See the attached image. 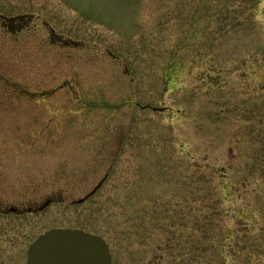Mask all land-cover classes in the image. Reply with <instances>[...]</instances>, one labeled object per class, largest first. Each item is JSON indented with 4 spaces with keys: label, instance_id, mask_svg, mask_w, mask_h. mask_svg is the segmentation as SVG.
<instances>
[{
    "label": "rangeland",
    "instance_id": "1",
    "mask_svg": "<svg viewBox=\"0 0 264 264\" xmlns=\"http://www.w3.org/2000/svg\"><path fill=\"white\" fill-rule=\"evenodd\" d=\"M8 19L0 264L53 228L111 264H264V0H0Z\"/></svg>",
    "mask_w": 264,
    "mask_h": 264
},
{
    "label": "water",
    "instance_id": "2",
    "mask_svg": "<svg viewBox=\"0 0 264 264\" xmlns=\"http://www.w3.org/2000/svg\"><path fill=\"white\" fill-rule=\"evenodd\" d=\"M164 109H153L162 112ZM100 182L87 196L75 202L81 204L101 186ZM51 200L47 199L36 211L41 212ZM6 213H18L9 208ZM26 264H111L107 244L96 235L72 229H51L29 246Z\"/></svg>",
    "mask_w": 264,
    "mask_h": 264
},
{
    "label": "trees",
    "instance_id": "3",
    "mask_svg": "<svg viewBox=\"0 0 264 264\" xmlns=\"http://www.w3.org/2000/svg\"><path fill=\"white\" fill-rule=\"evenodd\" d=\"M6 22V21H5ZM0 25H7V27L10 29V25H12V19H8L7 20V24H5V23H1ZM11 30V29H10ZM201 254H203L200 250L199 251H196V252H194V258H193V256H192V258H193V261H194V264H203V263H201V258H199L200 257V255Z\"/></svg>",
    "mask_w": 264,
    "mask_h": 264
}]
</instances>
